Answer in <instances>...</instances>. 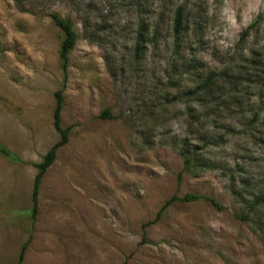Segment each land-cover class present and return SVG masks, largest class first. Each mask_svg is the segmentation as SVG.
I'll return each mask as SVG.
<instances>
[{
	"label": "rangeland",
	"instance_id": "374dc122",
	"mask_svg": "<svg viewBox=\"0 0 264 264\" xmlns=\"http://www.w3.org/2000/svg\"><path fill=\"white\" fill-rule=\"evenodd\" d=\"M0 143V264H264V0H0Z\"/></svg>",
	"mask_w": 264,
	"mask_h": 264
},
{
	"label": "trees",
	"instance_id": "16d2710c",
	"mask_svg": "<svg viewBox=\"0 0 264 264\" xmlns=\"http://www.w3.org/2000/svg\"><path fill=\"white\" fill-rule=\"evenodd\" d=\"M185 12H186L185 6L178 5L175 11L174 18H173L174 30L177 34V37H180L181 33L184 31L187 25L188 16ZM51 16L55 24L63 30L64 35H65L62 40L61 48L59 51H60V57H61L63 69L67 73L68 66H69V57L72 52L71 50L74 49L77 43L78 33L70 17L62 16L57 12L51 13ZM228 73L229 72L226 70L210 71L205 77L201 78L200 82L197 83V85L193 89L194 94L201 96L202 99H205L209 96L210 97L214 96L217 92L222 90L221 88L222 81L224 82L228 81V78H229ZM62 107H63V94L61 90H58L56 91V106L54 110V126L56 130L61 134V138L56 143L53 144V146L45 154L43 160L36 163L38 172L34 180L33 193H32V201H33L32 215L34 217H35L34 214H36L37 212L38 192H39V189L42 183L43 176L46 173L47 169L55 161L56 155H57V149L68 141V133L70 129L68 127L64 128L62 126V117H61ZM0 152L5 154L8 157H11L17 160V157L13 156L11 152L8 149H6L1 143H0ZM192 161H193V157L189 155V158H187V162L189 163V166L192 164ZM200 197H205L207 199H210L211 202L215 204L216 207H220V208L222 207V205L217 200H215L214 197H211L208 195L187 194L181 199L184 201H190V200L198 199ZM177 199L178 197L176 195L168 199L164 203V205L161 207V209L159 210L157 216L159 217L161 213L173 201ZM255 207L256 209L264 208V190L262 193L258 195L255 201ZM26 246H27V243H25L22 247V251L19 254L20 260H22L24 257L23 255H24Z\"/></svg>",
	"mask_w": 264,
	"mask_h": 264
}]
</instances>
